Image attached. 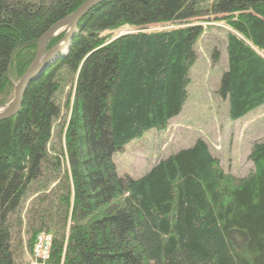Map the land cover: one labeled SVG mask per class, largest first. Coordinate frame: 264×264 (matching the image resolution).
<instances>
[{
  "label": "trees",
  "instance_id": "1",
  "mask_svg": "<svg viewBox=\"0 0 264 264\" xmlns=\"http://www.w3.org/2000/svg\"><path fill=\"white\" fill-rule=\"evenodd\" d=\"M86 1L0 0V107L43 35ZM213 19L234 31L218 94L237 121L264 106V0H105L83 18L68 53L0 121V264H32L44 234L45 264H264V142L245 177L202 139L139 179L118 175L113 160L181 115ZM168 25L181 27L149 31ZM122 29L137 31L113 36Z\"/></svg>",
  "mask_w": 264,
  "mask_h": 264
},
{
  "label": "rangeland",
  "instance_id": "2",
  "mask_svg": "<svg viewBox=\"0 0 264 264\" xmlns=\"http://www.w3.org/2000/svg\"><path fill=\"white\" fill-rule=\"evenodd\" d=\"M215 19L203 24L205 33L195 47L198 59L190 72L188 98L181 115L173 119L167 130H152L143 138L130 143L124 151L114 155L113 160L121 177L139 179L160 160L181 149L192 147L198 139L209 145L212 154L220 159L226 172L236 177H245L252 172L253 165L248 158L253 145L264 142V106L237 121L229 118L228 103L218 94V89L227 69V34L234 31L225 22ZM179 27L181 26H153L149 31ZM135 31L137 30L122 29L114 32L113 36L117 38ZM65 32L67 29L62 31ZM58 47H61V44ZM67 50L66 46L63 52L66 53ZM63 52H60V56ZM215 55L218 56L217 60ZM18 82L19 80L15 81V86ZM74 87L75 84L68 85L64 93L60 94L61 101L67 99L69 89L73 95ZM65 113L66 108L62 120ZM62 123L64 121H61ZM60 131V125L56 124L52 140V146L56 148H58L56 134L60 135Z\"/></svg>",
  "mask_w": 264,
  "mask_h": 264
},
{
  "label": "water",
  "instance_id": "3",
  "mask_svg": "<svg viewBox=\"0 0 264 264\" xmlns=\"http://www.w3.org/2000/svg\"><path fill=\"white\" fill-rule=\"evenodd\" d=\"M103 1L104 0H87L74 14L52 26L43 35V37L38 42V49L35 59L15 86L14 99L10 103L9 107L0 113V121L16 117L22 107L24 95L30 84L37 80L50 66L51 62H54L58 58L60 52H62L59 50L58 46L50 51H47V46L50 40L56 38L63 30L67 29V33L63 39L65 42H69L78 32L79 25L83 18L94 7L98 6Z\"/></svg>",
  "mask_w": 264,
  "mask_h": 264
},
{
  "label": "built area",
  "instance_id": "4",
  "mask_svg": "<svg viewBox=\"0 0 264 264\" xmlns=\"http://www.w3.org/2000/svg\"><path fill=\"white\" fill-rule=\"evenodd\" d=\"M52 243V236L41 235L38 237L33 249V262L32 264H45L49 258L50 247Z\"/></svg>",
  "mask_w": 264,
  "mask_h": 264
},
{
  "label": "bare ground",
  "instance_id": "5",
  "mask_svg": "<svg viewBox=\"0 0 264 264\" xmlns=\"http://www.w3.org/2000/svg\"><path fill=\"white\" fill-rule=\"evenodd\" d=\"M104 1H105V0H104ZM100 4H101V3H100ZM96 7H97V6H96ZM94 8H95V7H94ZM94 8H93V9H94ZM74 36H75V35H74ZM74 36H73V37H74ZM73 37H72V39H73ZM72 39H71L69 42H65L64 40L61 41V42H60L61 47H59V50H61V51L63 52V49H64L65 46H67V47H68V45L70 46V43H71ZM60 44H59V45H60ZM59 45H58V46H59ZM68 49H69V47H68ZM67 53H68V51H66V53L63 52V55H62V56H60V54H59L58 58H59V57H64ZM58 58H57V59H58ZM55 61H56V60H55ZM12 101H13V100H12ZM12 101H11V102H12ZM11 102H10V103H11ZM10 103H9L8 105H6V106L0 107V113L3 112L4 110H6V109L9 107ZM20 110H21V109H20ZM19 112H20V111H19Z\"/></svg>",
  "mask_w": 264,
  "mask_h": 264
}]
</instances>
